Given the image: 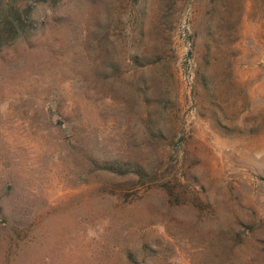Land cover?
<instances>
[{
    "label": "rangeland",
    "instance_id": "rangeland-1",
    "mask_svg": "<svg viewBox=\"0 0 264 264\" xmlns=\"http://www.w3.org/2000/svg\"><path fill=\"white\" fill-rule=\"evenodd\" d=\"M0 264H264V0H0Z\"/></svg>",
    "mask_w": 264,
    "mask_h": 264
}]
</instances>
